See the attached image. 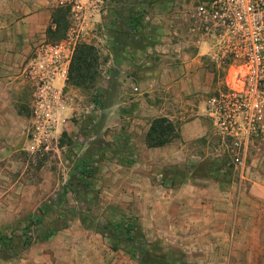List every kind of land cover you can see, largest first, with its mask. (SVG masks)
I'll return each instance as SVG.
<instances>
[{
	"label": "rangeland",
	"instance_id": "obj_1",
	"mask_svg": "<svg viewBox=\"0 0 264 264\" xmlns=\"http://www.w3.org/2000/svg\"><path fill=\"white\" fill-rule=\"evenodd\" d=\"M91 1L94 0H81L86 8ZM54 3L52 13H58L60 28L49 35L48 42L63 39L73 27L71 5L59 4L58 0ZM96 5L97 13L90 17L92 23L83 24L85 29L75 42L95 50L97 66L93 84L88 88L65 84V91L73 97L72 111L68 116L63 113L65 120L46 150L21 151L15 154V159L0 155V264H66L64 250L73 251L74 248L68 247L64 241L86 235H97L96 241L101 249L110 251L97 234L98 225L105 221L117 222L122 215H132L124 209L126 205L121 192L113 198L108 195L105 175L119 169L115 164L136 169L142 149L136 140L127 144V129L135 127L137 118L141 125H145V120L149 119V106L165 110L171 106L182 107L179 117L187 120L190 109L196 108L209 95L195 93L175 99L166 93L157 97L151 92V80L155 78L153 75L157 66H168L164 63H169L168 59H160L161 56L170 55L174 63L184 66L189 60L183 59V54L196 51L188 32L191 0H97ZM159 38L168 43V51L153 49ZM170 43L176 51H171ZM206 68L213 73L214 84H221L223 71L210 64ZM90 104L94 105L93 110L89 109ZM185 109L187 112H184ZM139 112L144 114L138 116ZM27 120L25 132L29 138V111ZM119 142L124 143L122 150H112L111 147ZM204 148L197 151L201 158L199 161H181L169 166L171 170L168 172L174 174L175 183L182 181L191 170L219 179L215 177V170L219 168L222 172L229 168L223 146L214 144ZM89 158L96 160L91 182L92 197L90 195L84 202H75L68 193L61 196L75 164ZM124 159L135 165H125ZM174 181H171L172 185ZM226 181L227 178L223 179V182ZM161 184L168 185L165 181ZM57 195L60 197L57 198ZM90 198L94 199V206L88 213L84 211V206ZM44 208L50 210L40 216L39 212ZM86 213L96 219L95 224L85 218ZM34 215L40 216L39 222L33 221ZM81 219L84 221L81 222ZM60 221H67L66 227L43 238L48 227ZM25 235L32 240L29 246L11 256L3 253L2 237L14 238V243L19 246ZM149 244L148 249L156 247L155 253L160 257L152 264H188L175 246L157 242Z\"/></svg>",
	"mask_w": 264,
	"mask_h": 264
},
{
	"label": "crops",
	"instance_id": "obj_2",
	"mask_svg": "<svg viewBox=\"0 0 264 264\" xmlns=\"http://www.w3.org/2000/svg\"><path fill=\"white\" fill-rule=\"evenodd\" d=\"M54 6V0H0V155L11 159L21 151L34 150L25 132L30 91L21 69L33 48L47 41L46 30L54 27ZM162 40L154 50L168 51V43ZM160 59L169 63L157 66L151 80V92L157 97L165 93L175 99L195 93L210 95L218 86L206 68L210 63L196 51L183 54L189 60L184 66L174 63L170 55ZM204 102L190 109L187 120L179 117L182 107L149 106L145 125L137 118L135 127L127 129V144L136 140L142 148L136 169L115 164L119 169L105 175L107 193L113 198L121 192L125 211L137 219L147 241L175 246L188 264H264V151L254 156L241 179L232 174L223 182L219 173L215 176L219 179H213L191 170L175 183L174 174L168 172L169 166L181 161H199V149L216 145L204 117ZM64 113L68 116L69 110ZM156 117L167 118L175 126V136L164 146L146 148L144 135ZM122 145L119 142L111 149L121 151ZM126 160L125 165L131 163ZM165 180L168 185L161 184ZM96 238H67L64 242L74 250H64L66 264H139L120 251H104Z\"/></svg>",
	"mask_w": 264,
	"mask_h": 264
},
{
	"label": "built area",
	"instance_id": "obj_3",
	"mask_svg": "<svg viewBox=\"0 0 264 264\" xmlns=\"http://www.w3.org/2000/svg\"><path fill=\"white\" fill-rule=\"evenodd\" d=\"M191 1L188 32L196 55L224 77L205 99L204 117L216 145L225 149L232 174L241 179L264 151V0ZM58 2L71 5L73 27L59 41L37 44L21 69L31 88L27 133L35 150L48 148L64 111H72L73 97L65 91L68 65L83 24H91L97 13V0L87 8L81 0Z\"/></svg>",
	"mask_w": 264,
	"mask_h": 264
},
{
	"label": "trees",
	"instance_id": "obj_4",
	"mask_svg": "<svg viewBox=\"0 0 264 264\" xmlns=\"http://www.w3.org/2000/svg\"><path fill=\"white\" fill-rule=\"evenodd\" d=\"M59 10H56L58 12ZM58 13L51 14V23L53 28H47L46 37L48 39L50 34H54L59 31ZM97 66V57L93 47L79 43L73 48L71 59L68 65L66 83L73 87L88 88L93 84ZM175 136V126L165 117H156L149 123L148 129L144 135V145L146 148H156L166 145ZM113 147H116L115 145ZM93 162L90 160H80L75 164L73 171L68 177L67 184L61 196L69 194L73 201L84 202L86 198L92 197V174H93ZM219 173L222 179H229L232 175L230 168L221 172L219 168L215 170ZM167 182V180H165ZM172 185V184H170ZM60 196L57 195V198ZM88 202L84 206V211L91 212L93 209V198L87 199ZM92 204V205H91ZM50 209H41L39 215L42 216ZM86 213L85 218L92 220L95 224L96 219L91 214ZM32 216L35 223L39 222L40 216ZM84 219H81V222ZM67 221H60L58 223L51 224L48 228V232L43 238H47L59 230L65 228ZM98 224L96 223L95 226ZM97 234L104 240L110 251H121L127 254L130 258L137 260L139 264H152L156 259H160L156 255V247L148 249L150 242L144 236L143 231L138 225L135 218L132 216L122 215L117 222H104L102 225H98ZM14 238L2 237V251L8 256L13 255L17 250L29 246L32 240L29 236L25 235L19 246L14 243ZM149 242V243H147ZM149 244V246H148ZM155 244V243H154ZM156 246V245H155Z\"/></svg>",
	"mask_w": 264,
	"mask_h": 264
}]
</instances>
